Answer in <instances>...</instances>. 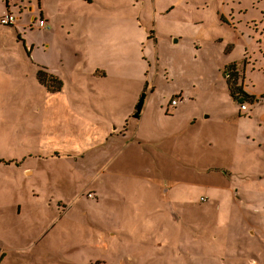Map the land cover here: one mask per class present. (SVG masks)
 Returning a JSON list of instances; mask_svg holds the SVG:
<instances>
[{"label": "rangeland", "instance_id": "rangeland-1", "mask_svg": "<svg viewBox=\"0 0 264 264\" xmlns=\"http://www.w3.org/2000/svg\"><path fill=\"white\" fill-rule=\"evenodd\" d=\"M9 13L1 264H90L95 249L120 264H264V0H0V18ZM231 63L256 104L232 97ZM101 127L127 136L100 161L79 159ZM32 191L53 205L36 206Z\"/></svg>", "mask_w": 264, "mask_h": 264}, {"label": "trees", "instance_id": "trees-1", "mask_svg": "<svg viewBox=\"0 0 264 264\" xmlns=\"http://www.w3.org/2000/svg\"><path fill=\"white\" fill-rule=\"evenodd\" d=\"M39 71H38V79L39 81L46 85V87L49 89V92L52 93H58L61 92L62 88H63V84L61 79L46 71V68L39 66ZM237 63H231L228 64L227 66H225V68L223 69V74L225 76V78L227 79L228 85H229V90L231 92L232 97L240 102L242 105H246L247 107L251 104H256L258 102L259 97H257L256 95L246 91L243 87V79L241 82L240 87H238L237 82L239 81L236 73H235V68L237 70ZM45 69V70H44ZM243 77V76H242ZM148 96V84L145 85V87L143 88L138 101L136 102L135 105V112L133 114V117L135 118H139L143 112L144 106H145V102ZM262 98H264V94L262 95ZM174 100H176L178 102V99L174 98ZM17 162V161H16ZM88 249V248H87ZM89 250V249H88ZM91 252H88V255H90ZM117 256V255H116ZM116 256H110V255H101L99 250H93L92 255L90 260L88 261L90 264H93L94 262L99 264V261H105L104 264H120V258H115ZM5 258L6 257V253H3V255L1 256V258ZM0 258V264L2 262V259ZM78 258H75L74 260L76 261ZM91 259H93L94 262L91 261Z\"/></svg>", "mask_w": 264, "mask_h": 264}, {"label": "crops", "instance_id": "crops-1", "mask_svg": "<svg viewBox=\"0 0 264 264\" xmlns=\"http://www.w3.org/2000/svg\"><path fill=\"white\" fill-rule=\"evenodd\" d=\"M157 7L158 6L155 3V10L156 11H157ZM3 16H5V14L2 15V17ZM41 20H45L49 24V26H50V23H49L50 16H48L45 11H42V15H41L40 21ZM169 38L171 40H173L175 44H178V43L181 42V38L179 36L173 34V33L170 35ZM173 100H174V98L172 99V101ZM172 101H170V105L172 104ZM146 102H147V99H146ZM178 104H179V100H178V102H177L176 105H172V106L175 107ZM94 107H95V105H94ZM95 109L97 110L96 107H95ZM86 115H93V114L90 113V112L82 113L81 114V121H85L86 120ZM93 116L101 119L102 113H97L96 115H93ZM100 126H101V123H100ZM124 126H123L122 130L126 131L127 129H124ZM110 128L112 129V127H109L107 130H105L104 128L101 127V129L98 132V135L99 136H95L92 139V141L88 143L87 146L83 147V152L79 155V159H85L87 157H90L91 158L92 154L94 153L93 160L94 161H100L102 152L107 151V150L112 149L113 147L117 146L119 144V142H120L121 137H126L127 136V135H120L118 137L117 136H111L110 137L109 135H106L107 131ZM113 129H120V128H118V126H116L114 124L113 125ZM15 161H19L21 163V161L19 159H16ZM22 163L24 165V161ZM22 169L25 170V173H27V175H29V176H33L34 174H36L35 169H30V168H26V169L22 168ZM52 169H53V166L50 167V170H52ZM50 175L52 176V174H50ZM30 194H32V196L34 198V203H35L36 206H43L44 205V206H47V207H51L53 205L52 202L49 199L50 198V195L49 194L48 195H42L38 191H36V192H33L32 191ZM237 203H238V200H237L236 203L233 202L232 205L229 207V209L231 210V208H233V206L237 205ZM96 204H98V207L100 206V203L97 202ZM22 208H23V204L22 203H18L17 204V212L19 214L22 212ZM241 210L247 211L248 210V207H245V206L244 207H241ZM241 218H243V215H242ZM231 219H232V215L230 214L229 217H228L227 214H226V225H227L228 222H229L228 225H232L231 224ZM236 225H239V224H236ZM250 225H253L251 220H250Z\"/></svg>", "mask_w": 264, "mask_h": 264}, {"label": "built area", "instance_id": "built-area-1", "mask_svg": "<svg viewBox=\"0 0 264 264\" xmlns=\"http://www.w3.org/2000/svg\"><path fill=\"white\" fill-rule=\"evenodd\" d=\"M16 21H17V18L13 14H11V13L6 14L5 16H3V17L0 18V22L3 25H14L16 23ZM40 27L43 28V29H46V28H49L50 26H49V24L45 20H41L40 21ZM172 104L173 105H176L177 104V101L176 100H173L172 101ZM243 107L244 108H247L246 105H243Z\"/></svg>", "mask_w": 264, "mask_h": 264}]
</instances>
